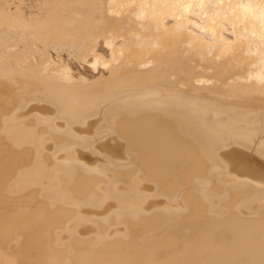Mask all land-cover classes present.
Masks as SVG:
<instances>
[{"label":"bare ground","instance_id":"bare-ground-1","mask_svg":"<svg viewBox=\"0 0 264 264\" xmlns=\"http://www.w3.org/2000/svg\"><path fill=\"white\" fill-rule=\"evenodd\" d=\"M0 264H264V0H0Z\"/></svg>","mask_w":264,"mask_h":264},{"label":"rangeland","instance_id":"rangeland-1","mask_svg":"<svg viewBox=\"0 0 264 264\" xmlns=\"http://www.w3.org/2000/svg\"><path fill=\"white\" fill-rule=\"evenodd\" d=\"M198 19V18H197ZM199 21V19H198ZM52 54L53 56L56 58V53H54L52 51ZM63 58L68 61V63L70 64V67L72 69V72L77 75L79 73H82L84 74L85 76L87 77H91L93 76L94 74H97V72L93 69L92 66L89 65L88 62H84L83 60L81 59H76V58H69V56L67 55V53H64L63 55ZM90 59V57H89ZM98 69H103V67L101 65L98 66ZM97 69V70H98Z\"/></svg>","mask_w":264,"mask_h":264}]
</instances>
